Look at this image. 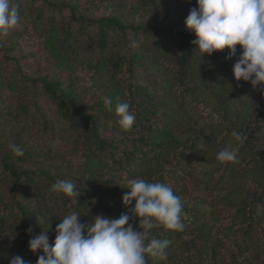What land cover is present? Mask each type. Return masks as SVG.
I'll list each match as a JSON object with an SVG mask.
<instances>
[{"label": "trees", "instance_id": "trees-1", "mask_svg": "<svg viewBox=\"0 0 264 264\" xmlns=\"http://www.w3.org/2000/svg\"><path fill=\"white\" fill-rule=\"evenodd\" d=\"M137 2L120 11L121 1L12 0L20 21L0 33V264L14 255L36 264L43 251H31L30 239L48 226L52 244L71 211L81 223L132 215L135 201L125 206L122 195L133 178L170 184L183 203V231L154 222L149 239L171 244L147 264H262L256 247L242 245L264 229V84L235 80L239 45L231 59L227 48L200 56L185 25L196 0ZM137 8L176 19L135 20ZM22 39L39 42L56 72L30 73L14 54ZM117 102L135 113L129 131ZM234 130L247 139L236 162L221 163ZM58 179L78 197L52 192ZM129 223L139 228L137 217Z\"/></svg>", "mask_w": 264, "mask_h": 264}, {"label": "clouds", "instance_id": "clouds-1", "mask_svg": "<svg viewBox=\"0 0 264 264\" xmlns=\"http://www.w3.org/2000/svg\"><path fill=\"white\" fill-rule=\"evenodd\" d=\"M196 5L190 9L185 25L195 34L192 43L200 56L205 53L211 56L227 48V58L231 59L239 45L242 52L233 65L235 80L249 82L253 88L264 84V0H196ZM19 21V7L14 6L12 0H0V33L7 34ZM261 92L264 94V88ZM104 103L109 111L113 110L110 98H105ZM114 111L121 128L131 130L136 116L130 104L117 102ZM231 134L236 144L217 153V160L221 163L236 162L239 148L247 139L246 135L235 130ZM9 148L17 157L24 155V149L16 144H10ZM126 184L130 191L122 195V202L128 206L135 201L130 209L132 215L122 213L119 218H111L98 214L92 223H81V214L71 211L56 225L52 244L44 218H38L45 226L44 231L29 241L31 251H43L36 264H147L148 257L165 259L171 241L149 239L150 230L155 222L168 230L183 231L180 196L167 183L133 178L126 179ZM51 191L75 199L80 194L77 186L66 179L55 181ZM132 216L138 218V229L129 223ZM9 264L27 262L14 255Z\"/></svg>", "mask_w": 264, "mask_h": 264}, {"label": "rangeland", "instance_id": "rangeland-1", "mask_svg": "<svg viewBox=\"0 0 264 264\" xmlns=\"http://www.w3.org/2000/svg\"><path fill=\"white\" fill-rule=\"evenodd\" d=\"M121 1V6H118V9L126 10L132 6H135L138 4L137 0H108V2H117ZM107 2V1H106ZM167 7V6H166ZM134 8V7H133ZM163 10V9H162ZM132 19L135 20H149L151 22H157L162 21V18L166 19V21H174L176 19V14L172 13L171 11H167V9H164V12H161L158 17L147 14L142 9L137 8L135 10V13L133 12V15L131 16ZM45 49L39 44V42L35 40H23L21 43V48H15L14 54L18 57H20L23 62L26 64V69L34 74V75H48L53 74L56 72V69L47 63V57L45 54ZM84 74V73H81ZM66 76V74H64ZM1 107V104H0ZM252 245V247H256L260 252L259 255L261 257L262 264H264V229H261V233L259 234V237H257L253 242H248L247 244H243V250L248 251V247ZM227 260L231 261V256H227ZM230 264V263H229Z\"/></svg>", "mask_w": 264, "mask_h": 264}]
</instances>
